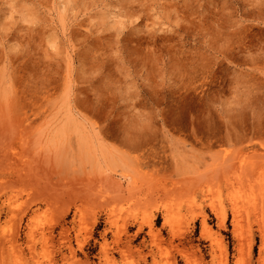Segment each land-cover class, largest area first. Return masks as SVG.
Returning <instances> with one entry per match:
<instances>
[{"label":"rangeland","instance_id":"374dc122","mask_svg":"<svg viewBox=\"0 0 264 264\" xmlns=\"http://www.w3.org/2000/svg\"><path fill=\"white\" fill-rule=\"evenodd\" d=\"M156 232L264 264V0H0V264H155Z\"/></svg>","mask_w":264,"mask_h":264},{"label":"bare ground","instance_id":"6f19581e","mask_svg":"<svg viewBox=\"0 0 264 264\" xmlns=\"http://www.w3.org/2000/svg\"><path fill=\"white\" fill-rule=\"evenodd\" d=\"M149 144V143H148ZM211 146V145H210ZM117 148V149H116ZM116 148H113V149H116V150H104L103 149V151H100L99 152V155H100V157H101V159L103 160V162L106 164V165H110L109 163H113V162H115V160L117 159V158H119L120 156L118 155V152L120 151V149H118V147H116ZM117 152V153H116ZM121 152V151H120ZM159 153V152H158ZM147 154V153H146ZM153 155V154H152ZM174 155V154H173ZM179 155V154H178ZM177 155V156H178ZM145 156V155H144ZM147 156H148V154H147ZM150 157H153L152 159L150 158ZM150 157H148V164H149V160L151 161V162H157L155 159H156V156L154 155V156H150ZM179 157V156H178ZM181 157V156H180ZM123 157H121V159H122ZM124 158H125V156H124ZM183 158V157H182ZM144 159H145V157H144ZM184 160V159H183ZM117 161L119 162V160H116V163H117ZM121 161V160H120ZM143 161V160H142ZM187 161V160H186ZM150 162V164H153V163H151ZM176 162H179L177 159L175 160V163ZM144 163V162H143ZM142 163V164H143ZM146 164H147V162H145ZM177 164V163H176ZM221 168H222V171H224L223 173H225L224 174V181H223V183H221V186L224 188V189H230L231 187H233L234 186V184H236V181L238 180V179H236V178H239V177H241V175L243 174V173H245L246 172V168L245 167H242L241 168V170H240V175H238L237 177H235V179H232V177H227V172H228V169L229 168H231V167H233L234 166V162L233 161H226V160H224L221 164ZM227 171V172H226ZM169 178V177H168ZM188 181H189V184H190V186H195L198 182H199V178L198 177H194V178H191V179H188ZM240 181H243V179H241ZM179 182V181H178ZM177 182V183H178ZM174 185V184H173ZM177 185V184H176ZM181 187H173V188H171V189H169L168 190V188H167V186L164 184H161V186H158V187H155V188H153V191H152V194L153 195H164V196H166V195H169L171 192H174V191H176V190H179ZM128 194L129 195H133L134 194V192L130 189L129 191H128ZM119 195L120 196H124L123 195V193L122 192H120L119 193ZM164 215V218H163V224L164 225H168L169 224V220H168V213L166 212V213H164L163 214ZM112 216V214L111 213H109V217H111ZM96 219H97V213H95L94 214V223L96 222ZM221 221H222V224H224L225 223V221H226V215L224 214V213H222V215H221ZM147 225V226H149L150 227V231H151V233H153L154 232V227H155V225H156V214L155 213H152L151 214V216L150 217H148L147 218V220L144 222V223H142V225H140V229L138 230V231H141L142 229H143V226L144 225ZM1 228H2V225H1ZM1 230H3V229H1ZM3 232V231H2ZM138 233L139 232H137V234L135 235V237L138 235ZM153 237H154V239H152V249L150 250V254H151V256H152V258H153V262L155 263V264H162L163 263V261L165 260L164 259V248H163V246H164V239H162L161 238V236H160V234H159V232H156V234H154L153 235ZM132 242H133V238H130V239H128V241H127V243H128V245L126 244V245H124V246H122V248L120 249V251L121 252H123L124 254L126 253L127 254V252L131 249V245L130 244H132ZM84 244H85V241H82V242H79V246H80V248H82L83 246H84ZM0 249L2 250V249H4V247L0 244ZM69 251L70 252H68V255H72V256H75V249L73 248V246L71 245V243H70V245H69ZM109 250H108V245L107 244H104V246H102V252H103V254H104V258H105V260L108 262V263H110V264H116L115 263V260H113L111 257H110V255H109V252H108ZM35 252H36V247H35V245H31L30 246V254L33 256L34 254H35ZM166 257H167V259H168V261H169V253L167 252L166 253Z\"/></svg>","mask_w":264,"mask_h":264}]
</instances>
